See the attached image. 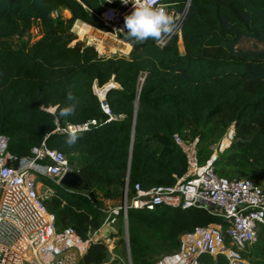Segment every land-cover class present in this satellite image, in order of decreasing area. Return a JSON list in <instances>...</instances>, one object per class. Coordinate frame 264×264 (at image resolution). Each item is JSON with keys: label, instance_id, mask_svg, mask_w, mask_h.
Segmentation results:
<instances>
[{"label": "trees", "instance_id": "obj_1", "mask_svg": "<svg viewBox=\"0 0 264 264\" xmlns=\"http://www.w3.org/2000/svg\"><path fill=\"white\" fill-rule=\"evenodd\" d=\"M166 2L177 9L188 4L183 52L176 40L161 48L129 38L128 54L99 55L76 42L72 27L79 21L105 31L97 18L101 0H0V39L20 40L17 49L0 48V136L8 139L7 151L24 158L44 141L66 156L97 200L40 177L53 190L44 204L56 232L71 228L85 240L105 219L104 201L120 202L126 184L129 192L136 184L174 185L187 164L173 135L186 128L216 140L233 124L227 165L240 166L248 178L264 176V47H238L243 39L264 42V0ZM110 83L116 88L106 93L107 114L95 89L103 98ZM69 91L75 115L49 113L68 103ZM91 121L68 148L66 129ZM127 223L131 264H155L178 249L182 233L223 221L196 207H161L130 210ZM200 261L227 264L222 256ZM106 262V248L95 243L80 264L112 263Z\"/></svg>", "mask_w": 264, "mask_h": 264}, {"label": "built area", "instance_id": "obj_2", "mask_svg": "<svg viewBox=\"0 0 264 264\" xmlns=\"http://www.w3.org/2000/svg\"><path fill=\"white\" fill-rule=\"evenodd\" d=\"M101 1L103 11L97 18L106 30L95 29L122 46L131 47L130 43L125 42L129 37L124 17L133 11L132 3L125 5L122 0H112L111 3L109 0ZM160 4L165 5L169 14L173 15L176 30L159 47H165L175 40L179 45L188 4L183 9H177L166 0H158L157 6ZM82 25L79 21L73 24L72 32L77 39L80 38L77 32ZM84 38L85 46H93L102 55L97 40L90 39L87 34L80 39ZM100 39L102 47L109 46L106 45L105 38ZM121 52L125 53L124 50ZM103 110L108 114L104 107ZM95 123L91 121L81 128L86 129ZM233 136L232 128L226 138L228 144L225 148L221 145L220 152L229 147ZM173 139L186 159L184 174L171 186L142 189L136 184L129 192L126 184L123 204L114 207L104 205L105 219L100 228L88 233L83 240L71 228L56 232L54 216L44 204L53 190L39 181L40 177H45L54 184L61 185L62 177L68 171H74L69 168L66 156L48 148L43 141L31 149L29 156L17 158L7 151L8 139L0 136V264H80L88 247L95 243L103 245L107 254L114 257L110 239L101 237L100 232L105 227L118 225L125 235L130 253L128 212L140 209L153 211L161 207L181 210L196 207L220 218L223 224L196 227L190 232L182 233L178 237V249L162 256L155 264H204L200 261L202 256L212 259L222 256L227 264H254L243 253L249 254L256 246L261 228L264 227V188L261 183L250 178L218 175L215 168L216 153L202 161L198 153L197 138L176 133ZM41 188L44 195L40 193Z\"/></svg>", "mask_w": 264, "mask_h": 264}, {"label": "rangeland", "instance_id": "obj_3", "mask_svg": "<svg viewBox=\"0 0 264 264\" xmlns=\"http://www.w3.org/2000/svg\"><path fill=\"white\" fill-rule=\"evenodd\" d=\"M61 14L64 17H68L67 12H61ZM69 14V13H68ZM101 31V30H100ZM94 34H97L100 36V38H105L107 41L105 42V47H100V54L102 55H108V54H116V53H122L121 50L124 49V47L114 39H111L108 36L99 34V32H93ZM35 38V33L31 35V39ZM76 42H79L81 45H84L86 42V39H77ZM20 45V40L18 39H10L6 41H1L0 48H8V49H17ZM240 49L248 50V49H254V48H263L264 42H255L251 39H243L240 44L238 45ZM179 51L183 52V44L178 45ZM114 51V52H113ZM130 52V51H129ZM128 52V53H129ZM123 53V54H128ZM234 129L233 124H230L229 127L226 128V130L223 131L222 134H220L216 140L207 139V136H204L203 132H199L197 134H194L189 129H184L182 131V135L189 137V138H197L198 139V149L200 151L201 159L206 160L209 156L216 153L218 156V162L215 163L216 172L218 175L225 176V177H236V178H248L247 176L243 175L245 171L241 170L237 165L229 166L226 163V158L228 154L226 153V150L220 152V146L223 145L222 148H225V146L228 144V134L231 129ZM226 139V140H225ZM232 142V141H231ZM254 179L256 181H259L261 183V186L264 188V176L260 177H254L250 178ZM44 190L41 188L40 193L42 195ZM104 205L114 207L117 205H120V202L116 203H107V201H104ZM209 225V224H208ZM101 237H108L110 239V248L112 251V254L114 257L108 254V262H112L111 264H129L131 261L130 253L127 250V244L125 240V235L123 234L122 229L118 226L114 227H105L100 232ZM244 256H247L249 260H251L254 264H264V233H260L258 244L251 249L250 253L247 254L246 252L243 253ZM106 262V263H108Z\"/></svg>", "mask_w": 264, "mask_h": 264}, {"label": "clouds", "instance_id": "obj_4", "mask_svg": "<svg viewBox=\"0 0 264 264\" xmlns=\"http://www.w3.org/2000/svg\"><path fill=\"white\" fill-rule=\"evenodd\" d=\"M111 3L112 0H109ZM129 2L133 5V11L124 17L125 28L127 29V35L137 43H144L151 39L156 42L157 46H160L170 38L176 30V21L173 15L169 14L166 6L158 4V0H122V3L127 5ZM76 98L71 91L66 96V105L60 107L57 105L54 108H49V113L56 115L57 109H59V117H70L75 115L76 104L72 103ZM85 131L84 128L79 126H69L66 129V138L64 144L68 148H73L78 140L80 134Z\"/></svg>", "mask_w": 264, "mask_h": 264}, {"label": "water", "instance_id": "obj_5", "mask_svg": "<svg viewBox=\"0 0 264 264\" xmlns=\"http://www.w3.org/2000/svg\"><path fill=\"white\" fill-rule=\"evenodd\" d=\"M131 50V49H130ZM116 88V86L113 83H110L106 86L103 87V98H100V95L97 94L96 89H95V94L98 96L99 100L102 103V106L108 110L106 104H105V96L106 93L110 90ZM61 186L64 188H67L69 190H74V191H82V192H88L90 199L93 202H96L95 196L93 192L89 191V187L87 184L83 181L82 177L80 176L79 172L77 171H68L61 179L60 181ZM124 197V196H123ZM123 197L120 201V204H123Z\"/></svg>", "mask_w": 264, "mask_h": 264}, {"label": "bare ground", "instance_id": "obj_6", "mask_svg": "<svg viewBox=\"0 0 264 264\" xmlns=\"http://www.w3.org/2000/svg\"><path fill=\"white\" fill-rule=\"evenodd\" d=\"M74 29H76V28L74 27ZM95 31L100 33V31L96 30L94 27H91V26L83 23V25L80 27L79 32H77V34L80 36V38H82L84 34H87V36L90 39L97 40L98 41V47L100 49V47L102 46L101 45L102 39H100L97 35H95L93 33ZM179 44H182V41Z\"/></svg>", "mask_w": 264, "mask_h": 264}, {"label": "crops", "instance_id": "obj_7", "mask_svg": "<svg viewBox=\"0 0 264 264\" xmlns=\"http://www.w3.org/2000/svg\"><path fill=\"white\" fill-rule=\"evenodd\" d=\"M67 12V15H69L68 14V11H66ZM80 23V22H79ZM96 32V31H95ZM95 35H97V34H95ZM98 36V35H97ZM99 38H100V36H98ZM10 39H13V38H9V39H0V43H1V41H6V40H10ZM124 47V46H123ZM130 49H131V47H124V51H125V53H128L129 51H130ZM114 52V51H113ZM108 203V202H107Z\"/></svg>", "mask_w": 264, "mask_h": 264}]
</instances>
